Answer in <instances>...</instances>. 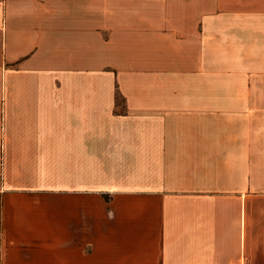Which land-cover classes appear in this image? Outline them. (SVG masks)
Listing matches in <instances>:
<instances>
[{
  "label": "crops",
  "instance_id": "obj_1",
  "mask_svg": "<svg viewBox=\"0 0 264 264\" xmlns=\"http://www.w3.org/2000/svg\"><path fill=\"white\" fill-rule=\"evenodd\" d=\"M0 264H264V0H0Z\"/></svg>",
  "mask_w": 264,
  "mask_h": 264
},
{
  "label": "rangeland",
  "instance_id": "obj_2",
  "mask_svg": "<svg viewBox=\"0 0 264 264\" xmlns=\"http://www.w3.org/2000/svg\"><path fill=\"white\" fill-rule=\"evenodd\" d=\"M231 43L232 42H212L213 46L206 44L205 50L211 52V54L206 57L205 66L219 72L213 75L211 79L225 80L227 79L224 75L226 70H237L241 67V42L234 43L233 46L230 47ZM252 65L253 64H251V66Z\"/></svg>",
  "mask_w": 264,
  "mask_h": 264
}]
</instances>
